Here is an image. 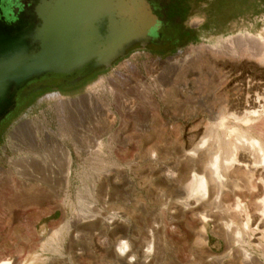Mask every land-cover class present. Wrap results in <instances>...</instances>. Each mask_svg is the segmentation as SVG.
<instances>
[{
	"label": "rangeland",
	"instance_id": "374dc122",
	"mask_svg": "<svg viewBox=\"0 0 264 264\" xmlns=\"http://www.w3.org/2000/svg\"><path fill=\"white\" fill-rule=\"evenodd\" d=\"M263 2L139 0L127 9L139 26H122L139 40L128 42H89L76 28L75 41L88 53L101 49L104 63L89 60L97 70L86 82L68 94L52 86L7 128L0 168L14 170L12 158L24 185L37 176L57 190L47 204L18 208L12 223L0 218V264H118L124 243L129 264H264V59L251 37L264 41ZM134 42L139 48H129ZM28 120L59 142L29 148L17 135L10 140L25 145L13 151L9 131ZM196 146L206 177L198 202L185 189ZM221 150L229 154L222 179L235 188L217 193L203 162ZM185 200L188 208L178 203Z\"/></svg>",
	"mask_w": 264,
	"mask_h": 264
},
{
	"label": "flooded vegetation",
	"instance_id": "af4514ba",
	"mask_svg": "<svg viewBox=\"0 0 264 264\" xmlns=\"http://www.w3.org/2000/svg\"><path fill=\"white\" fill-rule=\"evenodd\" d=\"M56 10L42 0H0V147L9 125L37 98L44 95L45 91L53 86L59 94H68L86 82L97 70L89 69L88 63H83L71 68L67 73L57 71L58 66L53 68L56 71H48L47 59L43 55L48 39H55L54 46L58 52L63 50L65 41L76 39L75 33H69L66 39H63L59 32L52 34L54 37L48 33L44 34V20L51 11ZM108 21L104 18L95 23L92 33L96 39L94 41H100L103 36L108 35L107 31L111 27ZM73 29L75 28H72V32L75 31ZM59 46L60 48H57ZM18 47H22L21 51ZM136 47L139 48V43H134L129 48ZM152 48L159 53L162 51L160 44H153ZM68 50L70 49H66L67 52ZM25 122L16 124L9 131V137L20 135L28 140Z\"/></svg>",
	"mask_w": 264,
	"mask_h": 264
},
{
	"label": "bare ground",
	"instance_id": "6f19581e",
	"mask_svg": "<svg viewBox=\"0 0 264 264\" xmlns=\"http://www.w3.org/2000/svg\"><path fill=\"white\" fill-rule=\"evenodd\" d=\"M259 1V0H258ZM264 3V2H263ZM66 4V3H65ZM68 7V6H67ZM66 8V7H65ZM258 10V9H257ZM72 11H74V9H72ZM64 12V11H63ZM249 14V13H248ZM69 15V14H68ZM71 15V14H70ZM245 16V15H243ZM248 17V15H247ZM254 17V16H252ZM243 18V17H242ZM258 18V17H257ZM81 19H83L82 21H80ZM253 19V18H252ZM78 21L76 20H72L70 21L72 23V28H75L73 30H77L76 28H83L84 30H88L86 28V26L89 27L88 24L86 25H82L85 21H88L86 18H77ZM246 20V19H245ZM253 21V20H252ZM83 22V23H82ZM255 22V21H254ZM82 23V24H81ZM248 23V22H247ZM251 24V23H250ZM257 24V23H256ZM253 25V24H251ZM230 26V25H229ZM236 26V25H235ZM256 28V27H255ZM237 29V28H236ZM230 30V29H229ZM38 31V30H37ZM218 31V30H217ZM40 32V31H39ZM248 32V31H247ZM41 33V32H40ZM58 33V32H57ZM80 33V32H78ZM35 34V33H34ZM39 34V33H38ZM43 34V33H41ZM46 34V33H44ZM21 35V34H20ZM48 35V34H47ZM51 36H53L52 34H50ZM55 35V34H54ZM246 38H248V34ZM57 36V35H56ZM242 36V35H241ZM35 37V36H34ZM44 37V35L42 36ZM49 37V36H48ZM47 37V38H48ZM54 37V36H53ZM52 37V38H53ZM72 37V36H71ZM77 38H79V36H76ZM244 37V36H243ZM252 37V40H254L257 43H254V45L259 44L257 47H259V51L258 54L261 58L264 59V41L261 40L258 37ZM45 38V37H44ZM58 38V37H55ZM18 39V38H17ZM21 39V38H20ZM46 39V38H45ZM51 39V38H50ZM14 40V39H13ZM47 40V39H46ZM53 40H55L53 38ZM58 39H56L57 41ZM63 40V39H62ZM88 40H90V38H88ZM92 40V37H91ZM247 40V39H246ZM15 41V40H14ZM20 41V40H19ZM59 41V40H58ZM61 41V40H60ZM64 41V40H63ZM61 41V42H63ZM123 41V40H122ZM9 42V41H8ZM18 42V40H17ZM76 42V41H75ZM83 43H85V41L82 40ZM248 42V41H247ZM20 43V42H19ZM58 44L60 42H57ZM65 43L68 44V42L65 41ZM120 43V42H118ZM135 43V42H134ZM133 43V44H134ZM56 44V43H55ZM113 44V43H112ZM5 45V44H4ZM61 45V44H60ZM64 45V44H63ZM78 45V43H77ZM19 46V45H18ZM23 46V45H21ZM67 48L70 47L72 50L74 48H72V43L71 45H66ZM85 46H87L85 44ZM114 46V45H113ZM248 46V45H247ZM1 47V46H0ZM22 47H18V49H20L19 51H21ZM57 48H60L57 47ZM62 48V47H61ZM76 48V47H75ZM110 48V47H109ZM17 49V50H18ZM63 49V48H62ZM1 50V49H0ZM109 50V49H108ZM107 50V51H108ZM102 50L101 49H97L95 51L96 55L101 54ZM40 54V53H39ZM94 54V53H92ZM257 54V55H258ZM107 55L106 56H102V60L107 59ZM112 61V60H111ZM40 77V76H39ZM20 79V78H19ZM30 80V79H27ZM91 95L85 96V97H79L76 98L74 100H69L66 101L64 103H62V105L66 106V107H70V106H74L76 103H79L80 101L83 100H87L88 97H90ZM60 105V104H59ZM61 106V105H60ZM63 107V106H61ZM124 109V107H123ZM29 122L26 121V123H28V126H26L25 130L27 133V137L29 138L27 144L28 147H34V148H38L41 146H44L46 148V150H48V147L51 144V140L55 141L56 143H58L59 141H57L56 138H54L53 132L51 130H49V128H45L44 126H40L38 127V125H36L35 123H32L33 121L28 120ZM31 121V122H30ZM35 122V121H34ZM23 133V132H22ZM42 135V138L40 137V134ZM13 134V133H12ZM14 135V134H13ZM246 135V134H245ZM16 136V135H15ZM17 137V136H16ZM10 138H12V136L9 137V139L7 140V142L9 141L13 147V151L17 150V151H22L21 150V144L25 145V142H23V140L19 141L20 144H16L15 141L13 139L10 140ZM22 138V137H21ZM26 138V137H25ZM16 139V138H15ZM24 139V138H23ZM14 142H13V141ZM59 140V139H58ZM12 141V142H11ZM61 142V141H60ZM243 144V142H242ZM61 149L62 154L65 157V160L67 161V163L69 164L71 162L70 159V155L68 150L66 149V147H64L62 144H59ZM222 146H225V143H222ZM26 147V146H25ZM11 148V147H10ZM43 148V147H42ZM32 149V148H31ZM201 149V146H196L194 147L191 152L188 154V156H192L194 158H196L195 161L189 159V161L191 162L190 164V168H192V174L191 176V183L188 184L186 186V191H187V198H193L195 199L197 202L199 200H202V192H206V177H205V172H200L198 170H200V164L201 163V159L202 158L200 156V154H198V151ZM55 150V149H54ZM11 151V150H10ZM209 151V150H208ZM218 151V150H217ZM23 152V151H22ZM217 154V155H216ZM216 156V157H215ZM228 156L229 154L225 151V150H221L220 153H216V152H209L208 153V158L203 162L204 164V170L208 173V178L210 179V181H212L214 183V189L216 190L217 193H220L224 190V188H228L230 190H234L235 188V183L231 180H223L222 178L224 177V172L225 170H227L224 166L225 161L228 160ZM64 159V158H63ZM8 162L11 166L14 167V170H11L10 168H8L7 170L0 168V218L2 219H6L8 222L11 221V223L13 222L15 216L19 213V209L18 208H25L29 205H37V204H44L46 202H48L49 200V192H56L55 187H52L49 185V181L45 180L44 178H40L37 176H32V177H27V180L30 181L31 183H33L32 185H24L22 181H20L19 178L15 177L20 176V177H25L24 174L16 169L15 167V160L12 158L8 157ZM173 168V167H172ZM155 171V169H154ZM200 172V173H199ZM229 174V173H228ZM31 176V175H30ZM157 176V175H156ZM9 177L11 178V180H9ZM248 177V175H247ZM53 184V183H52ZM55 185V184H53ZM242 188V187H241ZM243 188L246 191L251 190V186L249 184L248 179H245V182L243 184ZM227 190V189H226ZM229 191V190H228ZM58 193H60L59 191H57ZM58 195V194H56ZM57 197V196H56ZM52 201V200H51ZM216 202V200H215ZM180 203L184 208H188V203L185 200L184 202H178ZM47 204V203H46ZM195 204V203H194ZM223 205V204H222ZM218 206V205H216ZM215 207V206H214ZM217 208L220 209V212L224 215L230 213V210L227 207H223V206H218ZM18 209V210H17ZM196 209V208H194ZM215 210V209H214ZM218 210V209H217ZM219 211V210H218ZM204 212V211H203ZM219 212V214H220ZM234 216H236L237 214L234 212ZM196 218L198 219V221L200 222H205L207 221L205 216L202 214H195ZM182 217V216H181ZM216 217V216H215ZM95 217L93 216L91 219H94ZM111 219V218H110ZM224 219V218H223ZM232 219V218H231ZM5 220V222H6ZM112 220V219H111ZM156 222V221H155ZM227 222V221H225ZM181 223V222H180ZM191 224V223H190ZM160 228V227H159ZM199 228V227H197ZM228 229V228H227ZM184 230V229H183ZM218 233V232H217ZM221 235V234H220ZM207 236V235H206ZM187 237V236H186ZM221 238V237H220ZM118 239V238H117ZM167 240V239H166ZM223 240V239H222ZM107 241V240H106ZM233 243L235 242V239L232 238ZM156 243V242H155ZM117 244V243H116ZM150 243H147L146 245V249L144 250V253H149L150 252ZM138 246V245H137ZM183 246V245H182ZM230 246V245H229ZM233 249V248H232ZM164 250V249H163ZM197 251V250H196ZM116 255H119V259L116 260L115 262H117L118 264H129L131 262H134V258L131 256V253L128 251V248L126 247V244H122L121 247L119 248V250L117 251ZM162 256V255H161ZM158 257V254H157ZM233 257V256H232ZM138 261V260H137ZM206 262V261H205ZM177 263V262H176ZM214 263V262H213ZM142 264V263H139Z\"/></svg>",
	"mask_w": 264,
	"mask_h": 264
},
{
	"label": "crops",
	"instance_id": "0c3cea01",
	"mask_svg": "<svg viewBox=\"0 0 264 264\" xmlns=\"http://www.w3.org/2000/svg\"><path fill=\"white\" fill-rule=\"evenodd\" d=\"M45 4H48L49 6H52V8H56L57 11L59 9H65V10H72V16H69L75 19L77 18H86L88 21H85L82 25L88 24L86 28L88 29L86 31V35L93 40H96L93 38L92 33L93 26L95 25L96 21H99V19L107 18L109 21V25L111 27L108 29V38L110 40H118V41H134L139 40V37L137 36H130L127 33V28L122 27L127 24H134L135 26H139V21L133 20L132 15H130V18L128 17V8H139V0H42ZM66 3V4H65ZM138 4V5H137ZM68 6V7H67ZM66 7V8H65ZM92 11L94 13H92ZM63 13V12H62ZM61 11L58 12V14H62ZM51 14V12H50ZM49 15V14H48ZM57 15V14H54ZM60 16V15H59ZM68 17V16H67ZM118 19V20H117ZM130 22H128L129 20ZM117 25H120V28L117 29ZM139 28V27H138ZM137 31V27L135 29V32ZM72 33H75L76 36H79V33L75 30ZM138 34V33H136Z\"/></svg>",
	"mask_w": 264,
	"mask_h": 264
},
{
	"label": "water",
	"instance_id": "95a60500",
	"mask_svg": "<svg viewBox=\"0 0 264 264\" xmlns=\"http://www.w3.org/2000/svg\"><path fill=\"white\" fill-rule=\"evenodd\" d=\"M62 10L63 9H59L61 13H62ZM59 11L57 10L51 11V14L49 13V15H47V18L44 20V24L42 27L45 33L54 34V33L59 32L61 37L63 39H66L69 33H72V23L70 21H72L73 18L70 17V20H69L67 16H65L64 12L62 14H58ZM54 14H57V15H54ZM54 16L56 17V20H54ZM50 38L48 39L46 48H44V51H43V55L47 59L48 71H56V69H53V68L54 66H58L59 68L57 69V71L67 73L69 72L71 68H75L83 63H87L91 59H94L97 61V66L101 65V63H104L98 58V55H96L95 53L94 54L88 53L86 51L88 47H85L84 44L77 45V42L72 41V40L68 41V44L64 42L63 50H59L58 52V50H56V47L54 46L55 41L50 40ZM112 41H116V40H112ZM105 42L106 43L102 42L100 44V47H104L106 44L110 43L109 39L107 38H105ZM71 43H72V48H74L73 51H70L72 50L70 48L71 46L68 48L66 46V45H71ZM75 44L77 45L76 48H75ZM66 49H70V50H68L67 52ZM110 51L105 54V56L106 55L108 56L107 59L104 60L105 62L108 60L110 56H113V51L111 52ZM100 55L101 54H99V56Z\"/></svg>",
	"mask_w": 264,
	"mask_h": 264
}]
</instances>
